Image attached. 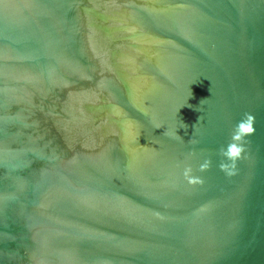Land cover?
Here are the masks:
<instances>
[{
    "label": "water",
    "instance_id": "95a60500",
    "mask_svg": "<svg viewBox=\"0 0 264 264\" xmlns=\"http://www.w3.org/2000/svg\"><path fill=\"white\" fill-rule=\"evenodd\" d=\"M0 264H264V0H0Z\"/></svg>",
    "mask_w": 264,
    "mask_h": 264
},
{
    "label": "clouds",
    "instance_id": "9594fccd",
    "mask_svg": "<svg viewBox=\"0 0 264 264\" xmlns=\"http://www.w3.org/2000/svg\"><path fill=\"white\" fill-rule=\"evenodd\" d=\"M255 116L250 112L243 113L242 117L233 126L229 140L226 145L218 149V155L222 157L217 167L225 173L226 176L237 174V162L244 159L249 143L248 137L252 136L256 129L254 127ZM178 135V134H177ZM179 136V135H178ZM181 139H183L180 136ZM191 141V138L189 139ZM212 161L210 157H206L199 164V171H207L211 167ZM191 165H186L183 170V175L189 184H203V178L192 174Z\"/></svg>",
    "mask_w": 264,
    "mask_h": 264
}]
</instances>
